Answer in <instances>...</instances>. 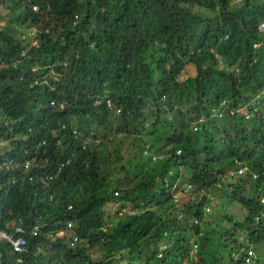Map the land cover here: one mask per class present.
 Here are the masks:
<instances>
[{"label": "trees", "instance_id": "16d2710c", "mask_svg": "<svg viewBox=\"0 0 264 264\" xmlns=\"http://www.w3.org/2000/svg\"><path fill=\"white\" fill-rule=\"evenodd\" d=\"M9 2L0 264H264V0Z\"/></svg>", "mask_w": 264, "mask_h": 264}, {"label": "built area", "instance_id": "2783aa9c", "mask_svg": "<svg viewBox=\"0 0 264 264\" xmlns=\"http://www.w3.org/2000/svg\"><path fill=\"white\" fill-rule=\"evenodd\" d=\"M38 6L36 4H33L32 5V9H36ZM257 28L259 29V31H264V20H259L258 21V24H257ZM28 31L29 33L31 34V37H32V43L35 42V39L33 38V35L35 34V31L36 29L34 27H30L28 28ZM37 68V66H35L33 69ZM34 83H41V79L40 78H36L34 80ZM31 84V85H32ZM53 102V101H52ZM94 103H99V99H95ZM106 106L111 109L113 107H115V111L116 113H120L122 111V108L121 106H118V105H114V103L112 102V100L110 98H106V102H105ZM72 132L74 133L75 136H78L80 135V131L77 130V129H72ZM98 140V139H96ZM25 166L27 165V162L24 164ZM49 177H53L52 175H49ZM118 190L114 191V194L117 193ZM51 198V195L50 197ZM67 208H71V204H68L67 205ZM127 210V207L123 206L121 208V212H126ZM129 213H132L133 210L131 209H128L127 210ZM66 226L67 227H71V221L68 220L67 223H66ZM40 231V224L39 223H35L31 226L30 228V233L32 235H36L38 234ZM1 240H6L10 243L11 247H12V250L14 252H20L23 250L26 242H27V238L24 234V228L22 226V223L19 221V223H15L12 227L11 230H7L3 227L0 226V241ZM77 240V236L74 234L72 235V238L70 239V244H73L75 241ZM0 258H1V253H0ZM17 260H20L19 257H17Z\"/></svg>", "mask_w": 264, "mask_h": 264}, {"label": "rangeland", "instance_id": "374dc122", "mask_svg": "<svg viewBox=\"0 0 264 264\" xmlns=\"http://www.w3.org/2000/svg\"><path fill=\"white\" fill-rule=\"evenodd\" d=\"M1 3H2V0H0V11H1L2 16L6 18V17H9L10 15H13V9H11L12 6H11L9 0L7 1V4L6 3L1 4ZM3 23H4L3 21H0V24H2L4 26ZM32 27H34V26H32ZM16 29H18V33L21 31V33L19 35L20 37H22L24 39L31 37V34L28 31V28H25L24 26H19L17 24ZM3 145H4V141H0V146H3ZM232 212L235 214L236 218H241L243 216V211H241V210L234 209V210H232Z\"/></svg>", "mask_w": 264, "mask_h": 264}, {"label": "clouds", "instance_id": "9594fccd", "mask_svg": "<svg viewBox=\"0 0 264 264\" xmlns=\"http://www.w3.org/2000/svg\"><path fill=\"white\" fill-rule=\"evenodd\" d=\"M252 174L254 176H256L257 172L254 171V172H252ZM257 200H258V202H260V203L263 204V210H264V194L258 195ZM262 212L263 211H261L260 214ZM243 214L245 215V212L244 211H243ZM254 215H255V219L257 220L259 218V213H255ZM242 250L245 253L243 257L245 258L246 262H249V261H253L254 260V258L251 260L252 256L255 254V250H254L253 244H251L247 240H245V242L243 244H241V246L238 249L239 252L232 251L230 253L231 257H236Z\"/></svg>", "mask_w": 264, "mask_h": 264}]
</instances>
